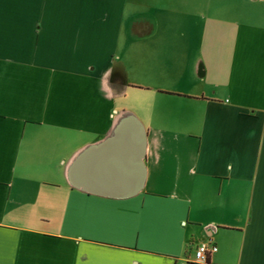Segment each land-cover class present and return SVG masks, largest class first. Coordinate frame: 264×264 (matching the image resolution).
<instances>
[{
	"label": "crops",
	"instance_id": "0c3cea01",
	"mask_svg": "<svg viewBox=\"0 0 264 264\" xmlns=\"http://www.w3.org/2000/svg\"><path fill=\"white\" fill-rule=\"evenodd\" d=\"M264 264V0H0V264Z\"/></svg>",
	"mask_w": 264,
	"mask_h": 264
},
{
	"label": "built area",
	"instance_id": "2783aa9c",
	"mask_svg": "<svg viewBox=\"0 0 264 264\" xmlns=\"http://www.w3.org/2000/svg\"><path fill=\"white\" fill-rule=\"evenodd\" d=\"M216 246L213 243L200 242L196 245L193 252V260L191 264H211L208 260V254L214 252Z\"/></svg>",
	"mask_w": 264,
	"mask_h": 264
}]
</instances>
